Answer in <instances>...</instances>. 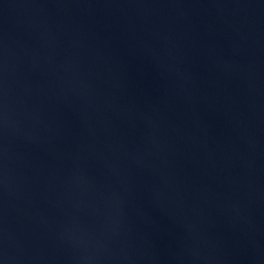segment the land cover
I'll use <instances>...</instances> for the list:
<instances>
[{
	"label": "water",
	"instance_id": "1",
	"mask_svg": "<svg viewBox=\"0 0 264 264\" xmlns=\"http://www.w3.org/2000/svg\"><path fill=\"white\" fill-rule=\"evenodd\" d=\"M0 264H264V0H0Z\"/></svg>",
	"mask_w": 264,
	"mask_h": 264
}]
</instances>
